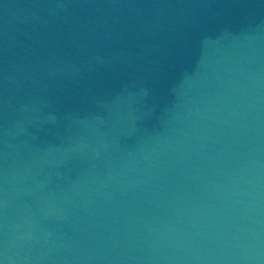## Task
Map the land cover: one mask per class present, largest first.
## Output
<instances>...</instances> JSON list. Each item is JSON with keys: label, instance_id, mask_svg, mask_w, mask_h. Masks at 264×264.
<instances>
[{"label": "water", "instance_id": "95a60500", "mask_svg": "<svg viewBox=\"0 0 264 264\" xmlns=\"http://www.w3.org/2000/svg\"><path fill=\"white\" fill-rule=\"evenodd\" d=\"M0 260L264 264V0H0Z\"/></svg>", "mask_w": 264, "mask_h": 264}, {"label": "clouds", "instance_id": "9594fccd", "mask_svg": "<svg viewBox=\"0 0 264 264\" xmlns=\"http://www.w3.org/2000/svg\"><path fill=\"white\" fill-rule=\"evenodd\" d=\"M0 264H6V260H0Z\"/></svg>", "mask_w": 264, "mask_h": 264}]
</instances>
